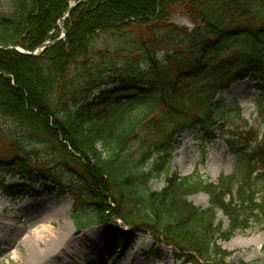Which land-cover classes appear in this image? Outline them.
<instances>
[{"label": "trees", "instance_id": "obj_1", "mask_svg": "<svg viewBox=\"0 0 264 264\" xmlns=\"http://www.w3.org/2000/svg\"><path fill=\"white\" fill-rule=\"evenodd\" d=\"M73 1L0 0V47L54 42ZM79 1L63 41L0 50V192L14 200L36 173L70 196L76 229L112 220L186 264H230L218 243L264 224V110L248 126L217 98L245 80L264 95V0ZM175 7L191 31L171 23ZM237 122L230 174L170 171L183 133L207 143ZM199 194L206 209L190 201Z\"/></svg>", "mask_w": 264, "mask_h": 264}, {"label": "rangeland", "instance_id": "obj_2", "mask_svg": "<svg viewBox=\"0 0 264 264\" xmlns=\"http://www.w3.org/2000/svg\"><path fill=\"white\" fill-rule=\"evenodd\" d=\"M171 23L188 31L193 29L178 7L171 11ZM217 99H222L225 104H237L241 117L248 126L255 125L259 105L264 110V95L248 80L234 84ZM241 127L238 122L226 125L223 136L207 143L198 142L194 138V131L183 133L170 154V171L186 177L197 170L202 178L211 182H215L221 174H230L235 157L230 153L226 141L240 138L243 133ZM257 136L259 141L261 130L257 131ZM254 146L246 145L245 151L252 150ZM4 150V147L0 148L1 155ZM254 154L253 152L252 156L255 159ZM52 161V158L48 159V162ZM260 166L259 163L258 168ZM7 180L10 181V177ZM31 180L34 182L33 186L14 200L0 192V264H77L73 262V258L78 259V264H186L184 260H177L171 250L161 244L160 239L149 233H137L127 240V230L119 222L110 220L76 229L73 225L74 206L70 196L58 191L39 174L35 173ZM165 184V179L160 178L151 181L150 188L153 192H158ZM190 201L201 209L208 207L205 195L193 196ZM219 221L226 225L221 214L217 216L216 222ZM48 222L52 225H48ZM4 224H12V227H4ZM61 229L69 232L71 239L92 232L93 237L88 238L92 242L85 238L76 243L69 251L60 254L59 261L41 260L32 263L28 257V248L22 237H19L21 233H24V237L35 234L47 236L51 231L58 233ZM218 246L227 255V263L258 264L264 261V224L261 227L251 224L249 230L236 232L228 242H219ZM75 249L79 252H75Z\"/></svg>", "mask_w": 264, "mask_h": 264}, {"label": "bare ground", "instance_id": "obj_3", "mask_svg": "<svg viewBox=\"0 0 264 264\" xmlns=\"http://www.w3.org/2000/svg\"><path fill=\"white\" fill-rule=\"evenodd\" d=\"M48 223V225H52L51 222ZM4 227L11 228L12 224H4ZM19 237H22V240H24L28 248L29 260L31 259L32 263H37L41 260L59 261V256L61 253L69 251V249L73 245H76V243L83 241V239L85 238H87V240L88 238H92L93 233L89 232L80 237H76L75 239H71L70 233L66 232L65 229H61L58 233H54L51 231L47 236L35 234L33 236L24 237V233H21ZM75 252L79 251L75 249ZM73 262L78 264V259L73 258Z\"/></svg>", "mask_w": 264, "mask_h": 264}, {"label": "water", "instance_id": "obj_4", "mask_svg": "<svg viewBox=\"0 0 264 264\" xmlns=\"http://www.w3.org/2000/svg\"><path fill=\"white\" fill-rule=\"evenodd\" d=\"M80 3L79 0H74L71 4H70V7L69 9L67 10V12L61 17V19L59 20L58 22V27L61 29L62 31V35H60V37L55 40L54 42H50V41H46L44 42L43 44H41L38 48H36L33 52L31 53H28V52H23L17 48H15V50L21 54H24V55H29V56H36L37 54L41 53L43 50H45L47 47H49L50 45L54 44L55 42H58V41H63L65 39V31L63 29V25H62V21L68 17L69 15V12L75 8V6H77L78 4ZM7 49H12V48H3V47H0V50H7Z\"/></svg>", "mask_w": 264, "mask_h": 264}]
</instances>
